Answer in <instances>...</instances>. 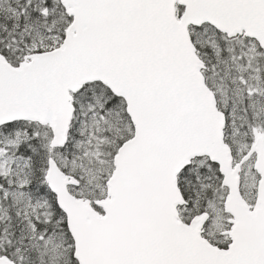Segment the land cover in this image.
I'll use <instances>...</instances> for the list:
<instances>
[{
	"label": "snow or ice",
	"instance_id": "6c2138e0",
	"mask_svg": "<svg viewBox=\"0 0 264 264\" xmlns=\"http://www.w3.org/2000/svg\"><path fill=\"white\" fill-rule=\"evenodd\" d=\"M0 264H264V0H0Z\"/></svg>",
	"mask_w": 264,
	"mask_h": 264
}]
</instances>
